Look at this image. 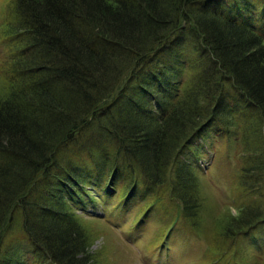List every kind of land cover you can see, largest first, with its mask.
<instances>
[{
	"label": "trees",
	"instance_id": "obj_1",
	"mask_svg": "<svg viewBox=\"0 0 264 264\" xmlns=\"http://www.w3.org/2000/svg\"><path fill=\"white\" fill-rule=\"evenodd\" d=\"M251 1L264 7V0L7 1L0 23V264H23L24 247L37 264H112L105 246L92 248L100 232L75 209L102 197H117L121 213L144 201L137 227L158 211L157 243L179 227L189 237L206 231L209 260L258 228L264 34L250 16ZM184 71L187 79L174 81ZM210 133L238 142L242 188L232 204L238 212L223 213L212 238L190 156Z\"/></svg>",
	"mask_w": 264,
	"mask_h": 264
},
{
	"label": "rangeland",
	"instance_id": "obj_2",
	"mask_svg": "<svg viewBox=\"0 0 264 264\" xmlns=\"http://www.w3.org/2000/svg\"><path fill=\"white\" fill-rule=\"evenodd\" d=\"M7 1L0 0V23L4 18ZM243 1L246 3L248 0ZM239 2L244 3L240 0ZM249 4L250 16L255 21L257 29L264 34V18H260L264 14V7L254 1ZM164 42L162 40L160 45H157V49L163 50ZM1 51L0 47V56ZM175 75L174 81L177 82L184 81L188 77L186 71ZM4 85L0 74V89ZM207 136V139L198 140L196 148L190 151V156L198 166L197 172L208 199V207L204 212L206 225L204 230H208L212 238L218 228L219 217L227 210L235 214L238 212L232 204L236 197H239L238 194L242 189L239 180L241 157H239L238 142H228L226 136L219 133L216 137L212 133ZM196 149L200 152V156L197 155ZM90 189L92 195H98L92 187ZM118 201L117 197L108 199L102 197L85 201L84 207L75 205L77 213L100 232V237L92 248L98 250L105 246L107 254L104 253L108 255L107 259L109 258L112 264H255L264 259V221L251 233L247 232V235L242 233L229 240L227 243L229 249L224 256L219 258L212 256L213 260H209L207 250L210 239L205 235L206 231L189 237L183 234L179 227L172 231L168 241L157 243L156 233L164 223L160 213L152 211L143 219L141 226L137 227L136 218L144 201L138 199L129 203L128 210L122 213L119 210L122 206L117 205ZM173 213L169 219L173 217ZM214 242L216 243V239ZM217 249L221 251L220 248ZM104 253L103 255L106 256ZM19 257L23 264H37L33 252L26 247L20 250ZM104 264H107V260Z\"/></svg>",
	"mask_w": 264,
	"mask_h": 264
}]
</instances>
